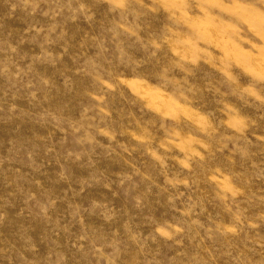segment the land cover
I'll return each mask as SVG.
<instances>
[{"label": "rangeland", "instance_id": "1", "mask_svg": "<svg viewBox=\"0 0 264 264\" xmlns=\"http://www.w3.org/2000/svg\"><path fill=\"white\" fill-rule=\"evenodd\" d=\"M0 264H264V0H0Z\"/></svg>", "mask_w": 264, "mask_h": 264}]
</instances>
